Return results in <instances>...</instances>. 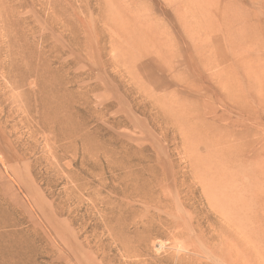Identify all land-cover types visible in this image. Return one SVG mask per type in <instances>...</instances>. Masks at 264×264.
<instances>
[{
    "label": "rangeland",
    "instance_id": "rangeland-1",
    "mask_svg": "<svg viewBox=\"0 0 264 264\" xmlns=\"http://www.w3.org/2000/svg\"><path fill=\"white\" fill-rule=\"evenodd\" d=\"M262 89L264 0H0V264H264Z\"/></svg>",
    "mask_w": 264,
    "mask_h": 264
},
{
    "label": "bare ground",
    "instance_id": "bare-ground-1",
    "mask_svg": "<svg viewBox=\"0 0 264 264\" xmlns=\"http://www.w3.org/2000/svg\"><path fill=\"white\" fill-rule=\"evenodd\" d=\"M261 95L256 100H253L254 102L252 103L255 106V104L259 102L258 104H260V106L263 108L264 111V89L261 90ZM252 168L254 169L255 173L251 171V178H256V177L258 178V176L262 173H258V172L256 173L255 169H257V165H252ZM216 169L214 170L212 169L208 171L209 182H207V186L208 187L211 186L210 192L212 193L209 195V197L211 201H213L214 203H219V205H221V209L223 208V212L224 215L226 216V220L228 221L229 226L234 227L236 229L237 233L241 237V240L243 241L245 238V228H246L244 211L246 206L245 197L247 193H246L245 184L240 183L241 182L240 180H241V175L244 173L240 171L241 169H237V168H228V169L221 168L218 170ZM255 174H259V175L255 176ZM225 247H227L226 249H228L229 252H228V257L226 259L224 258L225 260L223 259L224 262L228 264H234V263L244 264L243 244H239L237 250L235 249L230 250L228 246ZM211 251L210 253H212Z\"/></svg>",
    "mask_w": 264,
    "mask_h": 264
}]
</instances>
